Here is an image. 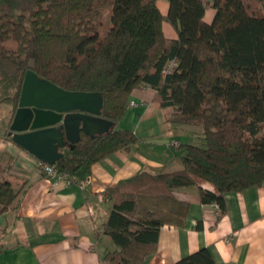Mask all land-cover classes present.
Returning a JSON list of instances; mask_svg holds the SVG:
<instances>
[{
    "label": "trees",
    "instance_id": "obj_1",
    "mask_svg": "<svg viewBox=\"0 0 264 264\" xmlns=\"http://www.w3.org/2000/svg\"><path fill=\"white\" fill-rule=\"evenodd\" d=\"M0 0V106L16 110L27 71L70 91L100 92L103 117L121 121L135 89L155 90L164 121L201 144L176 146L181 169L108 187L102 231L117 249L106 264H144L166 224L182 226L190 204L175 189L200 186L202 203L264 182V0ZM208 8L215 9L211 21ZM164 23L176 31L166 34ZM140 141L133 130L82 134L64 147L59 172L87 180L94 165ZM25 181L0 171V216L21 200ZM174 264H214L203 247Z\"/></svg>",
    "mask_w": 264,
    "mask_h": 264
},
{
    "label": "crops",
    "instance_id": "obj_2",
    "mask_svg": "<svg viewBox=\"0 0 264 264\" xmlns=\"http://www.w3.org/2000/svg\"><path fill=\"white\" fill-rule=\"evenodd\" d=\"M158 4L167 13L168 2ZM214 14L215 9L208 8L206 20ZM164 29L176 36L170 24L164 23ZM154 94L150 87L132 92L130 104H136L129 105L121 120L128 127L121 128L135 131L140 141L127 152L97 162L84 186L56 183L37 157L12 141L8 131L15 110L9 105L6 120L0 121V171L8 167L10 174L25 181V190L19 204L0 216V264H106L107 252L117 249L102 231L112 209L106 189L142 170L182 167L172 142L182 144L176 132L187 129L164 121L163 111L152 103ZM157 113L160 129L154 132L150 129ZM200 186L215 190L202 180L174 190L189 202V215L182 226L162 227L157 251L144 264H174L203 247L209 248L214 264H264V182L227 193L224 211L217 203H202Z\"/></svg>",
    "mask_w": 264,
    "mask_h": 264
},
{
    "label": "water",
    "instance_id": "obj_3",
    "mask_svg": "<svg viewBox=\"0 0 264 264\" xmlns=\"http://www.w3.org/2000/svg\"><path fill=\"white\" fill-rule=\"evenodd\" d=\"M103 106L100 92L66 90L29 70L8 136L40 161L55 164L62 149L73 148L82 134L112 131L115 123L103 117Z\"/></svg>",
    "mask_w": 264,
    "mask_h": 264
},
{
    "label": "rangeland",
    "instance_id": "obj_4",
    "mask_svg": "<svg viewBox=\"0 0 264 264\" xmlns=\"http://www.w3.org/2000/svg\"><path fill=\"white\" fill-rule=\"evenodd\" d=\"M166 2H168V1L167 0H160V4L165 5ZM9 107L10 106L7 105V104H4V105L0 106V121L6 120V115H7L6 113H7V110H8ZM158 110H159L158 108L155 109V111H158ZM156 115H157V118H155ZM156 115L153 118V121L151 123L152 126H151V129H150L151 131H154V132H156V131H158L160 129V127H158V125H159L158 120H160V118H159L158 113ZM121 127H128L126 121H124V120L123 121H119V123H117L115 125V128H117V129H119ZM143 128H144V126H143ZM138 133L142 134V132H140V131ZM190 133H191L190 130H183V131L178 130L176 132V136L178 137V139L183 141V143L187 142V143L201 144V140L198 139L196 136L190 134ZM143 134H144V132H143Z\"/></svg>",
    "mask_w": 264,
    "mask_h": 264
},
{
    "label": "built area",
    "instance_id": "obj_5",
    "mask_svg": "<svg viewBox=\"0 0 264 264\" xmlns=\"http://www.w3.org/2000/svg\"><path fill=\"white\" fill-rule=\"evenodd\" d=\"M135 104L136 103L134 101H132L130 105H135ZM172 143H173V146L179 145V142L177 140L173 141ZM40 164L43 167L46 175L56 178V180H57L56 183L65 182L67 185H71L73 183H78L81 186L85 185L86 180L78 181L74 177L69 175L68 173L59 172L53 164H48V163H45L43 161H40Z\"/></svg>",
    "mask_w": 264,
    "mask_h": 264
}]
</instances>
